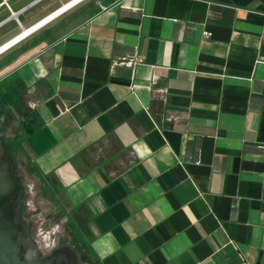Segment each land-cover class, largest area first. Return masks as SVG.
<instances>
[{
  "label": "crops",
  "instance_id": "crops-1",
  "mask_svg": "<svg viewBox=\"0 0 264 264\" xmlns=\"http://www.w3.org/2000/svg\"><path fill=\"white\" fill-rule=\"evenodd\" d=\"M69 1L2 0L0 45ZM0 64L30 230L84 264H264V0H79Z\"/></svg>",
  "mask_w": 264,
  "mask_h": 264
},
{
  "label": "water",
  "instance_id": "water-1",
  "mask_svg": "<svg viewBox=\"0 0 264 264\" xmlns=\"http://www.w3.org/2000/svg\"><path fill=\"white\" fill-rule=\"evenodd\" d=\"M16 16L17 12H12L10 17L17 19ZM22 30L21 37L33 29ZM19 38L11 39L0 50ZM23 193L22 181L0 137V264H84L78 249L68 242H61L46 254H40L39 244L31 237L21 214Z\"/></svg>",
  "mask_w": 264,
  "mask_h": 264
},
{
  "label": "rangeland",
  "instance_id": "rangeland-1",
  "mask_svg": "<svg viewBox=\"0 0 264 264\" xmlns=\"http://www.w3.org/2000/svg\"><path fill=\"white\" fill-rule=\"evenodd\" d=\"M1 1L2 0H0V2ZM13 22H14V25H18L17 22H16V20H13ZM3 29H4L3 27L0 28V30H3ZM1 66H3V65L0 64V68H1ZM25 200H27V196L24 197V195H23V201L25 202ZM24 204L25 203L22 204V207H23ZM22 207H21V209H22ZM22 212H24L23 209H22ZM33 218L36 219L35 215H34ZM48 220L49 219H45L44 222L41 223L42 224L41 225V229H37L36 227L35 228L33 227L35 225L34 224L35 222H33V226L31 228V235L34 238H36V240L38 241V243L40 244V246H41L42 249H45L46 246H50V245L54 244L55 242L58 244L59 241L57 242L58 238L56 236L61 235L60 234L61 232H62V237L65 238L66 240H67V236H68V234L65 235L66 234L65 233L66 231L64 232L65 237L63 236V229L61 227L59 228V231L58 232H54V231L57 230V228L53 229V231L51 230L52 232L51 231H48V229L51 228L52 222H53V221H51V219H50V221H48ZM59 240H60V238H59Z\"/></svg>",
  "mask_w": 264,
  "mask_h": 264
},
{
  "label": "trees",
  "instance_id": "trees-1",
  "mask_svg": "<svg viewBox=\"0 0 264 264\" xmlns=\"http://www.w3.org/2000/svg\"><path fill=\"white\" fill-rule=\"evenodd\" d=\"M4 84H5L4 82L1 83V89H0V115H1L2 111L5 110V106L9 104L12 96L15 97V94H17L16 97L17 96L20 97V94H19L20 84L18 82L14 83L13 85L11 83L7 84V86H5ZM2 88H3V90H2ZM6 88H7V90H4ZM5 149L11 155L10 149L7 146H5ZM11 158H12V155H11ZM21 214H22V209H21ZM26 223H27V221H26Z\"/></svg>",
  "mask_w": 264,
  "mask_h": 264
},
{
  "label": "bare ground",
  "instance_id": "bare-ground-1",
  "mask_svg": "<svg viewBox=\"0 0 264 264\" xmlns=\"http://www.w3.org/2000/svg\"><path fill=\"white\" fill-rule=\"evenodd\" d=\"M79 0H73V2L72 3H70V4H64L61 8H59L58 10H56V11H54L53 13H51V14H49V16H48V18H46V17H44V18H46V20L44 21V22H37L36 24H34L32 27H30V28H27V29H35V28H37V27H39V26H41L42 24H44L45 22H47V21H50L53 17H55L57 14H59L61 11H63V10H65L66 8H68L69 6H71V5H73L74 3H76V2H78ZM43 18V19H44ZM26 29V30H27ZM24 31V30H23ZM23 31L22 32H20L18 35H16V36H18V38L19 37H21V33H23ZM32 31V30H31ZM15 36V37H16ZM25 36V35H24ZM24 36H22V37H24ZM15 37H13L12 39H14ZM21 37V38H22ZM21 38H19V39H21ZM19 39H17L16 41H18ZM11 40V39H10ZM10 40H8V41H6L4 44H6V43H8ZM16 41H14V42H12L11 44H7V46L6 47H4L3 49H1V50H4V49H8V47L10 46V45H12L13 43H15Z\"/></svg>",
  "mask_w": 264,
  "mask_h": 264
},
{
  "label": "flooded vegetation",
  "instance_id": "flooded-vegetation-1",
  "mask_svg": "<svg viewBox=\"0 0 264 264\" xmlns=\"http://www.w3.org/2000/svg\"><path fill=\"white\" fill-rule=\"evenodd\" d=\"M5 110H3L2 111V113L4 112ZM1 113V114H2ZM1 116V115H0ZM0 137L2 138V140H3V143H4V146H7V144H6V141L4 140V137L1 135V133H0ZM15 173L17 174V176H18V173H17V171H16V169H15ZM19 177V176H18ZM20 178V177H19ZM29 227V226H28ZM29 231H30V235H31V230H30V227H29ZM65 235H67V233L65 234ZM65 235L63 234V236L65 237ZM31 237L38 243V241L36 240V238H34L32 235H31ZM57 238H58V240H57V242L59 241V243H61V242H68L65 238H63L62 237V234L61 235H58V236H56ZM59 238H60V240H59ZM61 241V242H60ZM58 243V244H59ZM69 243V242H68ZM39 244V243H38ZM57 243L55 242L54 244H52V245H50V246H46L45 247V249H42L41 248V246H40V244H39V250H40V254L41 255H43V254H46L50 249H52V248H54L55 246H57L56 245ZM70 244H72V243H70ZM75 246V245H74ZM76 247V246H75ZM77 248V247H76ZM78 249V248H77ZM78 251H79V253H80V256H81V259H82V261L84 262V259H83V256H82V253H81V251L78 249Z\"/></svg>",
  "mask_w": 264,
  "mask_h": 264
},
{
  "label": "built area",
  "instance_id": "built-area-1",
  "mask_svg": "<svg viewBox=\"0 0 264 264\" xmlns=\"http://www.w3.org/2000/svg\"><path fill=\"white\" fill-rule=\"evenodd\" d=\"M70 1H72V0H70ZM69 1V2H70ZM69 2H67V3H69ZM66 3V4H67ZM56 11V10H55ZM54 12V11H53ZM53 12H51V13H53ZM51 13H49V14H51ZM49 14L47 15V16H49ZM16 21H17V23L19 24V22H18V20L16 19ZM203 35H205V36H209L210 35V32L209 31H203ZM4 45V43L2 44V45H0V47L1 46H3ZM6 49H4V50H0V53H2L3 51H5Z\"/></svg>",
  "mask_w": 264,
  "mask_h": 264
}]
</instances>
